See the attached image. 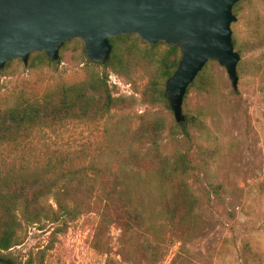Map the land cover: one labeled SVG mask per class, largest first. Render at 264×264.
Returning a JSON list of instances; mask_svg holds the SVG:
<instances>
[{
	"label": "rangeland",
	"instance_id": "1",
	"mask_svg": "<svg viewBox=\"0 0 264 264\" xmlns=\"http://www.w3.org/2000/svg\"><path fill=\"white\" fill-rule=\"evenodd\" d=\"M241 7L240 17L233 13L236 21L231 24L232 35L235 32L240 41L249 43L248 33L256 24L260 35H264V0H247ZM72 40L60 48L58 63L36 62L27 68L14 60L0 73V107L18 98H40L60 83L87 78L92 70L101 73V68L87 61L81 43ZM239 55L247 63L237 70L236 87L224 67L209 61L205 69L213 78V89H190L185 94L183 116L185 112H201L203 127L187 123L177 126L166 98L165 103L143 102L142 91L154 77L153 71L135 66L129 76L108 75L114 95L131 100L123 109L112 110L101 120L76 121L46 130L43 136L36 135L17 150L4 151L26 154L29 149L43 153L47 151L41 144L44 140L49 150H68L86 163L92 158L108 159L112 149L144 155L150 142H132L128 135L143 119L161 117L165 121L159 139L162 154L184 153L192 166L183 177L198 198L199 222L184 241L165 239V255L158 264H242L240 249L244 241L264 256V74L252 73L260 63L264 66V46L244 49ZM130 177L139 186V205L154 223L155 232L168 236L160 199L164 190L172 189L173 182L162 181L149 170ZM55 227H30L23 243L7 253L10 261H0L24 264L30 254L43 251V264H107L109 260V264H137L121 241L120 228L104 223L94 212L83 213L65 231L50 237ZM98 244L103 248L107 244L106 252L100 251Z\"/></svg>",
	"mask_w": 264,
	"mask_h": 264
},
{
	"label": "trees",
	"instance_id": "2",
	"mask_svg": "<svg viewBox=\"0 0 264 264\" xmlns=\"http://www.w3.org/2000/svg\"><path fill=\"white\" fill-rule=\"evenodd\" d=\"M245 1L239 0L234 4L232 11L237 17L241 16V4ZM248 37L251 38L249 43L240 41L233 32V45L240 54L244 49L264 46V35H260L257 24ZM72 41L80 42L84 49L80 39ZM109 42L112 45L109 60L105 64H93L95 68L102 69L101 73L92 70L87 78L60 83L40 98H18L0 107L1 260L10 261L7 253L23 243L30 227L43 230L45 225L55 224L50 232V237H53L65 231L85 212L98 214L108 225L116 224L121 230V241L137 264H158L165 255L163 245L166 238L184 241L198 225V198L183 177L192 166L184 153L173 156L162 154L159 139L165 129V121L161 117L143 119L139 127L128 135L132 142H150L144 155L132 150L117 152L112 149L108 159L103 156L86 163L68 150H49L44 140L41 144L47 151L43 153L29 149L26 154L4 151L17 150L36 135L43 136L46 130L53 131L76 121L101 120L112 110L123 109L131 100L114 95L108 83L110 72L129 76L135 66L152 69L154 77L142 91V101L153 104L166 102L165 82L181 59L180 49L163 42L148 44L135 34L111 37ZM14 60L7 61L0 73ZM36 62L52 64L54 61H48L44 52H33L29 55L27 68L33 67ZM207 63L190 83L186 94L190 89L201 92L213 89V78L205 69ZM246 63L240 60L237 70L240 71ZM259 72L264 74L262 63L252 71L253 74ZM200 115L201 112L199 115L185 112L184 120L177 121L176 125L187 123L203 127ZM184 133L187 134L185 129ZM145 170L155 172L162 181L173 182L172 189L164 190L160 199L166 227H169L168 236L155 232L154 223L139 205V186L130 175H140ZM97 248L106 252L107 244L104 248L98 244ZM240 257L242 264H264V256L254 251L247 241L241 246ZM24 264H43V251L30 254Z\"/></svg>",
	"mask_w": 264,
	"mask_h": 264
},
{
	"label": "water",
	"instance_id": "3",
	"mask_svg": "<svg viewBox=\"0 0 264 264\" xmlns=\"http://www.w3.org/2000/svg\"><path fill=\"white\" fill-rule=\"evenodd\" d=\"M239 0H0V69L7 61L44 52L49 61L72 39L85 56L105 64L109 38L135 34L143 42L180 49L181 59L165 82L164 95L176 121L184 120L183 99L209 61L225 68L233 87L240 60L232 41V8ZM1 264V263H0Z\"/></svg>",
	"mask_w": 264,
	"mask_h": 264
}]
</instances>
